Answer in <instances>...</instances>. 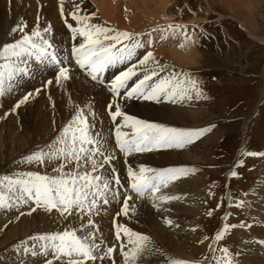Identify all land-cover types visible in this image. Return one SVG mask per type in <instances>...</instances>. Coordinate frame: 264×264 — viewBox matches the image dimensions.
I'll return each mask as SVG.
<instances>
[{"label":"rangeland","instance_id":"rangeland-1","mask_svg":"<svg viewBox=\"0 0 264 264\" xmlns=\"http://www.w3.org/2000/svg\"><path fill=\"white\" fill-rule=\"evenodd\" d=\"M4 1L3 5L0 4V44L10 42V30L20 20L25 21L30 29L34 26L39 14L41 24L50 22L53 26L54 43L70 48L72 41L69 40V32L59 14V0ZM156 1L111 0L106 8L111 9L108 10V14L105 16L100 13L97 5L92 0H85V3L81 5V10H87L89 13L95 11L97 13V16L93 17V22L95 23H105L106 26L111 25L119 30L143 33L142 39L145 42L149 39L153 41L152 45L147 46V50L152 51L161 63L167 62L170 65H175L176 71L187 70L198 78L200 87L207 97L206 99L194 98L190 101L178 102L176 104L167 101L156 103L154 101L147 102L138 99L127 101L126 104L121 101L124 110L129 115H135L138 119L163 123L170 127L195 128L214 125L204 135L182 149L152 150L154 153L157 151L156 154L160 153V155H164L163 152H179V150L183 153L194 148L196 143L198 145L201 144L198 150L203 153L200 152L198 154L201 156V160L196 165L197 170H199L200 175L203 177L200 190V203L197 204L201 205L200 210L198 209L199 214L197 212L198 217L196 218L198 219V228L194 230L191 229L192 227H189V224L186 223L188 219L184 217V211L179 217L185 218L186 222L182 221L176 214L177 209L181 210L182 208L190 207L185 202L188 199L186 197H184L185 200L178 199V205L176 200L166 201L168 203L166 205V202H154L151 197L145 195L143 203L147 204H145L144 211L141 213L135 212V216L131 221L128 217H118L117 219L118 221L120 219L121 223H127L134 230L149 235L156 245L164 250L165 255L157 254L152 256L146 260L145 264H163L166 255L177 258L203 260L210 255L209 244H212L214 248L217 245L221 247L227 246L233 254V259L238 261V264L245 263V261H249V263L250 261L254 262L255 259L257 260V257L264 259V244L254 242L264 240V157L241 156L244 150L264 152V97L262 96L263 98L261 99L260 95V89L264 85V39H261L264 38V0H234L235 2L229 1L230 3L226 0L227 4L225 1L223 3L222 0H210L212 5L207 0H169L168 7L161 17H154L155 19L153 17L152 19L148 18V21L140 18L143 12H147L150 6L152 8L155 5ZM237 1L242 4L238 6L236 4L238 3ZM231 3L236 4L234 12L232 11L233 9L231 10L230 6L233 7ZM247 3L251 4L252 8L249 9ZM70 8V4L65 0L66 12ZM239 9H241V12ZM23 10L24 13H22ZM23 14L24 18L22 19ZM110 16L112 19L109 18ZM66 18L71 21L70 17ZM170 23L187 25V31L190 34H194L195 42L190 43H194L192 45L198 51L200 58L198 62L186 64L179 63L174 59L175 57L171 51H180L184 48L183 46L190 44L184 41L183 36L179 32L167 34L166 38L161 39L163 34L159 31H153L158 25ZM130 24L133 25L131 26ZM201 29H203V32H201ZM144 51V49L138 50V55L143 56ZM135 59H133L132 63H135ZM127 66L128 64L126 63L124 65H117L116 68L107 69L102 74L105 84L101 85L97 81H93L78 66H74L73 61L69 65L71 69L70 79L65 82L63 88L53 84L46 90L42 89L38 95H35L24 105H21L16 112L9 111L15 102L26 92L40 87L41 80L51 78L53 73L49 71L39 74L35 80L22 84L19 91L14 89L11 93L0 96V176L5 174L10 175L14 171H45L43 166H29L21 164L19 161L22 156L29 154L37 145H44L54 138L59 128L71 118L73 111L72 103L81 107L89 102L91 103V111L95 113L96 130H102L108 141V145L114 147V125L107 114V104L111 99L107 89V81ZM139 76H141V73L138 71L137 77ZM137 77H133L129 81V87L135 82ZM49 96H51V100ZM69 97H71L72 103H69ZM167 106L179 107L177 108L179 112H185L186 116H188V122H181L172 111H169V109L165 110ZM66 108H69V110L65 114L64 110ZM159 108L160 112L157 111ZM88 111V109H85L86 114ZM5 112H8L6 117L4 116ZM171 116L176 119L171 118ZM53 120L55 123H53ZM244 127L246 130L245 134L243 133ZM123 130L131 134L130 128H124ZM150 152L143 153V156L138 153L130 154L127 158L128 163L138 165L141 164L144 158V161L147 162L149 157L147 159L146 157ZM116 153L120 159L118 161L120 164V166L118 165L119 168L117 166L118 173L120 171L121 177H124L126 175L125 158L118 149ZM159 157L157 156V158ZM177 159L178 161L173 162V164H171L172 162H167L163 163L161 167H169L170 165L180 166L181 162L182 164L184 162L188 163V161L184 160L185 157L182 154ZM239 159L244 160L243 165L236 164V161ZM231 170L238 171L239 175L236 177L229 176ZM47 171L50 172V169H47ZM120 191L123 193L124 189H120ZM189 194L192 195L191 193ZM131 195L135 198V194ZM241 199L245 200V205L237 207L235 201ZM131 202L134 203V201ZM163 203H166V207ZM169 203L172 205V208L174 206L173 209L170 207V211H168ZM217 204L220 207H217ZM109 206L107 208L111 210H108L106 215H103L104 212L100 214L108 224L106 225L107 228H104L105 222L103 223L104 227H102L104 230L100 228L101 225L97 220L98 217L95 220L96 223L98 222L97 225H100L98 226L100 232L104 231L105 236L109 235L108 238L111 241L114 236L111 221L115 217L118 208L122 206V200L119 204L114 202ZM162 206L167 209L163 211ZM208 210H212L211 216L207 214ZM167 211L171 213L166 214ZM187 211L188 209L185 210V212ZM109 212L112 215H109ZM161 212L164 213L162 214ZM28 213L29 209L28 207L26 209V206H24L23 215L21 213L14 214L13 209H0V255L7 257L9 252H6L5 249L11 251L12 245L21 240H27L31 235L56 229L57 225L53 223L52 217L42 209L31 214ZM25 214L27 216L22 218ZM226 214H228L227 222L235 224L236 227L230 229L221 242H214V234L225 222L223 218ZM165 217L171 220L180 219V224L176 227L165 224ZM19 219L24 220V228ZM108 220L111 225L108 223ZM241 221H245L251 227L241 228ZM155 224H158V230L154 229ZM163 227L166 230H161ZM11 228L13 229L11 230ZM106 229H109L108 234H106L107 232L105 233ZM9 231L16 234L12 237L13 239L9 237L7 239ZM183 231L193 233V236H190V238L193 237L194 241L199 236L198 245L195 246L196 249L192 248L190 243H187L191 246L190 250H194L189 255H183L174 250L171 245L169 246L163 240L160 234L171 235L173 239H176L175 241H178L181 236H184L182 234ZM205 236L208 239H204ZM192 239H189L190 242H192ZM260 250H263V253ZM216 255L219 256L221 254L216 252ZM37 264H44V260Z\"/></svg>","mask_w":264,"mask_h":264},{"label":"snow or ice","instance_id":"snow-or-ice-1","mask_svg":"<svg viewBox=\"0 0 264 264\" xmlns=\"http://www.w3.org/2000/svg\"><path fill=\"white\" fill-rule=\"evenodd\" d=\"M71 8L66 12L65 0H59V14L69 32L70 48L54 43L53 26L50 22L40 23L37 15L34 26L30 29L25 21L20 20L10 30V42L0 44V96L19 91L27 81L35 80L37 75L51 71L53 76L41 80L40 87L26 92L18 99L10 112L28 102L42 89L55 84L61 88L70 79V64L87 73L93 81L105 84L103 73L117 65L128 64L107 81L111 96L107 104V114L114 125V147L102 130H96L95 113L91 103L83 107L72 103L71 118L56 132L53 139L44 145H37L29 154L22 156L19 163L43 166L39 170L14 171L0 176V209H18L27 206L31 214L43 210L52 217L57 225L55 230L43 231L21 240L11 246L8 256L0 255V264H32L31 258H45L44 264H116L118 253L120 264H145L146 260L164 250L153 239L118 221V217L134 218L135 199L148 195L156 202L179 199L161 190L182 176L194 172L187 166L150 167L146 164H130V154H143L155 149H182L209 131L208 127H170L163 123L150 122L129 115L121 103L138 99L172 104L195 99H206L200 82L187 70L176 71L175 65L161 63L147 46L143 33L119 30L105 23L93 22L95 11H82L85 0H67ZM70 17L71 21L66 18ZM195 27V25H193ZM188 26L179 23L158 25L153 31H159L166 38L167 34L180 33L185 42H195L194 34L187 31ZM203 32V29H201ZM78 41V42H77ZM183 46V45H181ZM144 49L139 56L138 50ZM135 63H132L133 59ZM141 76L137 77V72ZM137 77L129 87V81ZM51 100V96H49ZM85 109L89 111L85 112ZM8 112L4 113L6 117ZM91 117V119H90ZM53 123L55 121L53 120ZM130 128L131 134L124 131ZM125 158L126 175H118L113 165L116 150ZM241 156H261L264 152L244 150ZM243 165L244 160L236 161ZM50 169V172L47 171ZM239 173L231 170L229 176ZM123 180V182H122ZM120 189H124L123 193ZM118 208L111 224L114 236L111 241L100 232L95 218L108 211L112 203ZM237 207H243L245 200H236ZM155 206V204H154ZM217 207H220L217 204ZM24 213H21L23 215ZM209 216L212 210H208ZM18 218V217H17ZM165 223L172 225L167 217ZM224 223L215 232L213 241L221 242L235 224ZM240 227H251L245 221ZM204 239H208L207 236ZM264 244V240L254 241ZM210 255L206 259H188L167 256L163 264H238L227 246L209 244ZM216 252L221 255L217 256Z\"/></svg>","mask_w":264,"mask_h":264},{"label":"bare ground","instance_id":"bare-ground-1","mask_svg":"<svg viewBox=\"0 0 264 264\" xmlns=\"http://www.w3.org/2000/svg\"><path fill=\"white\" fill-rule=\"evenodd\" d=\"M34 1V0H33ZM96 5H97V7H98V10H100V13L101 14H104L105 16H107V14H108V10H110V9H106L107 7H108V5H109V2L111 1V0H92ZM208 1V3L209 4H211L210 3V0H207ZM223 1V3H224V1L226 2V4H227V1L226 0H222ZM229 1H234V0H228V2ZM40 2V1H39ZM133 2V1H132ZM168 2H169V0H157L156 1V3H155V5H153L152 6V8H151V6H150V9H148V11L146 12L145 11V13L143 12V14H142V16L140 17V18H142V19H144V20H146V21H148L149 19L148 18H151L152 19V17H153V19H155L154 17H158V16H160L161 17V15H163L164 13H165V11H166V9H167V7H168ZM235 2V1H234ZM238 2V1H237ZM2 3H5V1L4 0H0V4H2ZM12 3H14V2H12ZM230 3V2H229ZM228 3V4H229ZM32 4V3H31ZM40 4V3H39ZM42 4V3H41ZM114 4H115V2H114ZM226 4H224V5H226ZM231 4H233V3H231ZM236 4H238V6H239V4H242L241 2L239 3H236ZM235 3L233 4V7L232 6H230L231 7V10L234 12V8H235V5H236ZM3 5V4H2ZM212 5V4H211ZM247 7L250 9V8H252V5L251 4H248L247 3ZM1 6V5H0ZM12 6V5H11ZM22 6V5H21ZM42 6V5H41ZM147 6V5H146ZM148 6H149V4H148ZM4 7V6H3ZM24 7V6H23ZM31 7V6H30ZM44 7V6H43ZM228 7V6H227ZM32 10V9H31ZM240 10V12H241V9H239ZM238 10V11H239ZM42 11H44V10H42ZM26 12V11H25ZM31 12H33V11H31ZM98 12V11H97ZM110 12V11H109ZM231 12V11H230ZM236 12V11H235ZM22 13H24V10L22 11ZM28 14V13H27ZM110 14V13H109ZM234 15V14H233ZM24 16V14L22 15V19L24 18L23 17ZM105 18V17H104ZM109 18H111V16L109 17ZM135 18V17H134ZM169 18V17H168ZM112 19V18H111ZM148 19V20H147ZM155 21V20H154ZM107 22V21H106ZM168 22V21H167ZM245 22V21H244ZM244 22H241V23H244ZM117 23V22H116ZM148 23V22H147ZM244 24H246V23H244ZM244 24H242V25H244ZM43 25V24H42ZM126 25H127V23H126ZM131 26L133 25V24H130ZM139 25V24H138ZM138 25H136V26H138ZM128 26V25H127ZM131 26H129V27H131ZM140 26V25H139ZM148 26H149V24H148ZM142 27V26H141ZM245 27V26H244ZM132 28V27H131ZM128 29V28H127ZM57 30V29H56ZM250 30V29H249ZM136 31V30H135ZM254 33V32H253ZM170 34V33H169ZM168 34V35H169ZM172 35V34H171ZM59 37V36H58ZM63 37V36H62ZM169 38V37H168ZM261 39H264V38H261ZM184 42V41H183ZM190 43V42H189ZM192 44H194V43H192ZM191 43L190 44H186L185 46H183L184 48H182V50H180V51H171V53H172V55L175 57L174 59L176 60V61H178L179 63H186V64H194V63H196V62H198L199 61V54H198V51H196V49H195V47H194V45H192ZM179 48V47H178ZM180 49V48H179ZM164 53V52H163ZM169 53V52H168ZM167 53V54H168ZM162 55V54H161ZM263 74H264V70H263ZM75 75H77V74H75ZM82 75V74H81ZM72 79V78H71ZM76 80V79H75ZM80 80V79H79ZM87 80V79H86ZM81 81V80H80ZM83 81V80H82ZM90 82V81H89ZM80 83V82H79ZM73 84V83H72ZM90 84V83H89ZM87 86V85H86ZM86 88V87H85ZM93 88V87H92ZM95 88H96V86H95ZM84 89V88H83ZM101 89V88H100ZM85 91V90H84ZM92 91V90H91ZM101 91V90H100ZM105 91V90H104ZM93 92V91H92ZM53 93V92H52ZM97 93V92H96ZM101 94V93H100ZM93 95V94H92ZM102 95V94H101ZM260 95H261V99L264 97V85L261 87V89H260ZM79 96V95H78ZM99 96V95H98ZM263 96V97H262ZM107 97V96H106ZM3 98V97H2ZM5 99V98H4ZM96 99H97V97H96ZM194 99V98H193ZM57 100V99H56ZM60 100V99H59ZM98 100V99H97ZM105 100V99H104ZM79 101V100H78ZM107 101V100H106ZM51 102V101H50ZM34 103V102H33ZM76 103V102H75ZM167 109H165V110H168L169 109V111H172V113L173 114H175L178 118H179V120L182 122V121H187V119H188V116H186V113L185 112H179V109H177V108H179V107H176V108H174L173 106H167L166 107ZM65 109V108H64ZM29 110V109H28ZM55 110V109H54ZM68 110H69V108H66V110H64V112H65V114L66 113H68ZM59 111V110H58ZM94 111V110H93ZM100 111V110H99ZM157 111H159L160 112V108L159 109H157ZM163 111V110H162ZM256 111V110H255ZM156 112V111H155ZM50 114V113H49ZM63 114V113H62ZM54 116V115H53ZM194 117V116H193ZM171 118H174V119H176L175 117H173V116H171ZM97 119V118H96ZM104 119V118H103ZM195 120V119H194ZM102 121V120H101ZM188 122V121H187ZM61 126V125H60ZM41 127V126H40ZM178 127V126H177ZM243 133L245 134V132H246V130H245V127H244V129H243ZM199 145H201V144H199ZM199 145H198V143H196L195 145H194V148H191L190 150H188L187 152H183V153H181L180 152V150H179V152H176L175 150V152H169V153H164L163 152V154L164 155H160V153L159 154H156V152L154 153V151L151 153L150 152V154H148L147 155V157H146V159H147V162H145L144 160H145V158H144V160L141 162V163H143V164H146V165H150V167L152 166V167H154V168H160L161 167V165L163 164V163H170V162H172L171 164H173V162H175V161H178V159L177 158H179V155L181 156V154L185 157V161H188V163L187 162H184L183 164H182V162H181V165L180 166H187V167H190V168H194L195 169V171L194 172H191V173H189L187 176H182V177H180V178H178L176 181H173V182H171L170 183V185L169 186H167L166 188H163L162 189V192H164V193H166V194H169V195H177V196H180V200H185L184 199V197H186V198H188V199H186L185 200V202H186V204L187 205H189L190 207L189 208H182L181 210L180 209H177V211H176V214H177V216L179 217V215L181 214V213H183V211H184V217H186V219H188V222H186V219L185 218H180L182 221L184 220L186 223H188L189 224V227H192L191 229H194V230H196L197 228H198V226H197V220L198 219H196L197 217H198V215H197V212H198V214H199V208H200V206L199 205H197V204H199L200 202V190H201V185H202V183H203V177H202V175H200V173H199V170H197V168H196V165H197V162L199 161V160H201L200 159V157L201 156H199L198 154L201 152V153H203L202 151H199L198 149L200 148L199 147ZM206 145H207V143H206ZM203 146V145H202ZM205 149V148H204ZM239 150H241V149H239ZM186 151V150H185ZM238 152H240V151H238ZM167 155V156H166ZM142 156H143V154H142ZM157 156H160L159 158H157ZM119 156H117V153H116V160L115 161H113V165L117 168V166L119 165L120 166V164H119V158H118ZM121 158V157H120ZM192 161V162H191ZM119 166H118V168H119ZM171 166V165H170ZM117 168V169H118ZM162 168V167H161ZM121 173H120V171H119V173H118V175H120ZM192 174V175H191ZM121 176V175H120ZM189 193H191L192 195H190ZM185 194H187V195H185ZM190 196V197H189ZM178 199H176V201H177ZM132 201H134V203H135V205H136V211L135 212H142V211H144V209H145V204H147V203H143V198H141V199H135L134 197H133V200ZM174 202V201H173ZM178 202L179 201H177V205H178ZM183 203H185L184 201H182ZM167 203V202H166ZM166 203H163V205H165ZM170 203H172V202H170ZM169 203V209H168V211H170L171 210V208H172V205ZM151 204V203H150ZM159 204V203H158ZM174 204V203H173ZM194 204V205H193ZM112 205V204H111ZM166 205H168V203L166 204ZM166 205H165V207H166ZM176 205V204H175ZM180 205H182V204H180ZM198 206V207H197ZM110 207V206H109ZM165 207L164 206H162V210L164 211V210H166L165 209ZM171 207V208H170ZM183 207H184V205H183ZM197 207V208H196ZM111 208V207H110ZM173 208H174V206H173ZM172 208V209H173ZM191 208H193V209H191ZM26 209H27V206H26ZM175 209V210H176ZM186 209H188V211L187 212H185V210ZM199 209V210H198ZM108 210H111V209H108ZM13 211H14V214H19V213H24V206H20L18 209H13ZM168 211L166 212V214L168 213ZM108 212V211H107ZM162 214L164 213V212H161ZM171 212H169L168 214H170ZM188 215H192V216H188ZM109 215L111 214L110 212L108 213ZM107 214V215H108ZM155 214V213H154ZM2 215H3V213H2ZM38 215V214H37ZM103 215H106L105 213H103ZM109 215H108V217H109ZM112 215V214H111ZM173 215L175 216V214L173 213ZM27 216V214H25L24 216H22V218H24V217H26ZM155 216H156V214H155ZM154 216V217H155ZM174 216H172V217H174ZM111 217V216H110ZM168 217H169V215H168ZM171 217V216H170ZM16 218V217H15ZM96 219V218H95ZM105 219H106V216H105ZM108 219V218H107ZM180 219H177V220H173L172 219V221H173V223H172V226L173 227H176L178 224H180L179 222L181 221ZM26 220V219H25ZM98 221H99V224L101 225H99L98 224V226H100V228H102V227H104V217H102V215H100L99 217H98V219H97ZM124 221V220H123ZM129 221V220H128ZM131 221V220H130ZM19 222L22 224V227L24 228V220L23 219H19ZM43 222V221H42ZM119 222H121L120 221V219H119ZM125 222H126V220H125ZM133 222V221H132ZM189 222H191V223H189ZM31 223H32V221H31ZM51 223V222H50ZM98 223V222H97ZM108 223H109V220H108ZM122 223H124V222H122ZM13 224H14V222H13ZM52 224V223H51ZM50 224V225H51ZM110 224V223H109ZM166 224V223H165ZM185 224V223H184ZM16 225V224H15ZM14 225V226H15ZM106 225H108L106 222H105V227L104 228H107L106 227ZM111 225V224H110ZM13 226V227H14ZM171 226V225H170ZM1 227V226H0ZM32 227V226H31ZM112 227V226H111ZM166 227V226H165ZM19 228V227H18ZM21 228V227H20ZM13 228H11V230H12ZM103 229V228H102ZM154 229L155 230H158V224H155L154 225ZM162 229H165L164 227L163 228H161V230ZM168 229V228H167ZM189 229V228H188ZM104 230V229H103ZM166 230V229H165ZM102 231V230H101ZM109 229L107 230H105V233L106 234H108L109 232ZM110 231H111V228H110ZM153 231V230H152ZM10 232V231H9ZM157 232V231H156ZM167 232V231H166ZM5 233V232H4ZM3 233V234H4ZM102 233L104 234V231H102ZM112 233V232H111ZM159 233V232H158ZM161 234V236H162V238H163V240L167 243V244H169V246L171 245L173 248H174V250H177L178 252H180V254H188L189 255V253H193V251L194 250H190L191 248V246H192V248H195V246H197L198 245V242H199V240H198V238H199V236L197 237V238H195V241L193 240L194 238L193 237H191L190 238V236H193V233H190L189 231H183V233L182 234H184V236H179L180 237V239H178V241H175L176 239H173V236H171V235H168V234H165V233H160ZM171 234V233H170ZM14 235H16V234H14L13 232L11 233H9L8 235H7V239H8V237L9 238H12ZM108 236L109 235H106V237L108 238ZM155 236V235H154ZM158 236V235H157ZM156 236V237H157ZM4 238H6V237H4ZM193 238V239H192ZM13 239V238H12ZM159 239V238H158ZM189 239H192V242H190V240ZM108 240H109V238H108ZM158 241V240H157ZM162 241V240H161ZM163 243V242H162ZM166 243H165V245H166ZM187 243H190V245L191 246H189ZM163 245H164V243H163ZM196 249V248H195ZM261 251V250H260ZM168 253V252H167ZM261 253H263V250L261 251ZM176 254V253H175ZM165 255V254H164ZM164 255H163V257H164ZM116 256V264H120V257L118 256V253L115 255ZM155 256V255H154ZM45 258H43V257H41V258H31V260H32V264H37V263H39L40 261L42 262V260H44ZM157 259V258H156ZM257 260H258V262H257ZM257 260L255 259V261L254 262H252V261H250V263H249V261H245V263H242V264H264V263H262L263 261H264V259L262 258V257H257ZM146 263V262H145ZM149 263V262H148Z\"/></svg>","mask_w":264,"mask_h":264}]
</instances>
